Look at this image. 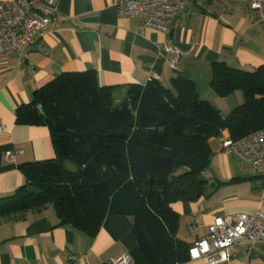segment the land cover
Here are the masks:
<instances>
[{"label":"crops","instance_id":"obj_1","mask_svg":"<svg viewBox=\"0 0 264 264\" xmlns=\"http://www.w3.org/2000/svg\"><path fill=\"white\" fill-rule=\"evenodd\" d=\"M114 3L59 0L55 25L37 37L23 56L0 55V199L25 183L20 164L55 157L49 128L18 122L16 110L61 73L93 69L100 86L118 88L144 86L151 78L170 87L173 78L182 76L193 80L199 97L223 115L245 100L240 90L218 96L210 79L211 64L217 61L246 71L264 63V26L246 3L185 0L183 13L167 33L143 26L140 18L118 16ZM165 44L174 48V56L164 50ZM226 137L224 130L209 139L211 162L202 172L207 180L205 194L196 201L171 203L179 215L177 236L189 246L207 236L208 225L217 216L264 212V176L256 174L255 190H234L240 180L233 161L239 158L222 147ZM123 254L131 257L130 264H146L131 216L106 217L92 236L57 225L52 206L0 218V264H71L77 259L102 264ZM229 255L221 264H264V242L252 247L239 242ZM183 264L206 263L189 258Z\"/></svg>","mask_w":264,"mask_h":264},{"label":"trees","instance_id":"obj_2","mask_svg":"<svg viewBox=\"0 0 264 264\" xmlns=\"http://www.w3.org/2000/svg\"><path fill=\"white\" fill-rule=\"evenodd\" d=\"M210 87L245 100L223 115L182 76L170 87L151 79L118 88L100 86L93 69L59 74L16 110L18 122L49 128L55 157L19 165L25 183L0 199V218L52 206L57 225L92 236L106 217L127 215L146 264L185 263L190 246L177 236L171 203L205 194L211 137L264 127V63L246 71L214 62Z\"/></svg>","mask_w":264,"mask_h":264},{"label":"built area","instance_id":"obj_3","mask_svg":"<svg viewBox=\"0 0 264 264\" xmlns=\"http://www.w3.org/2000/svg\"><path fill=\"white\" fill-rule=\"evenodd\" d=\"M184 1L115 0L114 7L118 16L140 18L143 26L167 33L183 13ZM240 1L254 11L257 22L264 26V0ZM58 7L59 0H0V55L23 56L37 37L55 25ZM164 50L175 55L169 44L164 45ZM221 145L246 162L255 174L264 176V127L237 140L228 136L222 139ZM239 242L251 247L264 242L263 211L215 217L208 225L207 236L190 245L189 258L202 259L206 264H221L229 258V249ZM131 261L128 254H123L102 264H130ZM71 264L83 262L77 259Z\"/></svg>","mask_w":264,"mask_h":264},{"label":"rangeland","instance_id":"obj_4","mask_svg":"<svg viewBox=\"0 0 264 264\" xmlns=\"http://www.w3.org/2000/svg\"><path fill=\"white\" fill-rule=\"evenodd\" d=\"M202 93H204V92H202ZM124 95H125V90H120V92L117 93L115 97H116L117 101H119L122 99V97ZM212 105H214V104H212ZM215 107L217 108V106H215ZM233 162H234V166L236 168V172L238 173L236 177H239L238 180H240L238 183H236V185H235L236 187H234L235 188L234 190H237L240 193H243V192L247 193L248 191L250 192L252 190H255L256 187L254 184V180L257 179V177H256V174L250 168V166L241 159H239V161H233ZM66 166L70 169H73V165L70 162H66ZM206 174H207V171H206ZM201 176L203 178L205 177L204 174H202ZM251 177H254V178L252 179ZM230 179L231 178H229L228 180L230 181Z\"/></svg>","mask_w":264,"mask_h":264},{"label":"water","instance_id":"obj_5","mask_svg":"<svg viewBox=\"0 0 264 264\" xmlns=\"http://www.w3.org/2000/svg\"><path fill=\"white\" fill-rule=\"evenodd\" d=\"M38 110L43 113L42 107L41 106H37Z\"/></svg>","mask_w":264,"mask_h":264}]
</instances>
